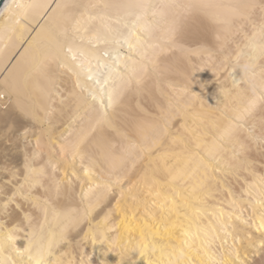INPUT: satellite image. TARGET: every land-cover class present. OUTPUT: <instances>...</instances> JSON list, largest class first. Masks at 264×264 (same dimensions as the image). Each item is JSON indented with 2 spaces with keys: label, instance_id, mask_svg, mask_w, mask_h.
Masks as SVG:
<instances>
[{
  "label": "bare ground",
  "instance_id": "bare-ground-1",
  "mask_svg": "<svg viewBox=\"0 0 264 264\" xmlns=\"http://www.w3.org/2000/svg\"><path fill=\"white\" fill-rule=\"evenodd\" d=\"M0 264H264V0H3Z\"/></svg>",
  "mask_w": 264,
  "mask_h": 264
},
{
  "label": "rangeland",
  "instance_id": "rangeland-1",
  "mask_svg": "<svg viewBox=\"0 0 264 264\" xmlns=\"http://www.w3.org/2000/svg\"><path fill=\"white\" fill-rule=\"evenodd\" d=\"M223 183H224V182H223ZM225 187H228V186H224L223 188H225ZM226 189H227V188H226ZM227 190H228V189H227ZM222 192H224V191H222ZM225 192H227V191H225ZM225 192H224V194H225ZM226 195H227V194H225V196H223V195H220V196H222V199H223V198L226 197ZM218 196H219V195H218ZM222 199H219L218 203L216 202L217 205H219V204H220L219 206H222V205H223V203L225 202V200H224V199L222 200ZM222 201H223V203L221 204ZM210 205H211V206H210ZM212 205H215V203H209V204H208V207H209V206L212 207ZM217 205H215V206H217ZM223 206H226V205L224 204ZM220 240H223V239H220ZM218 242H219V240H218V239H215V242H214V243L216 244V243H218ZM222 242H223V246H224V247L227 246V245H226V242H224V241H222ZM216 245H217V246H216ZM216 245L213 244V246H214V247L216 246L217 249H218V248H220L219 245L221 246L222 244L219 242V243L216 244Z\"/></svg>",
  "mask_w": 264,
  "mask_h": 264
},
{
  "label": "water",
  "instance_id": "water-1",
  "mask_svg": "<svg viewBox=\"0 0 264 264\" xmlns=\"http://www.w3.org/2000/svg\"><path fill=\"white\" fill-rule=\"evenodd\" d=\"M3 0H0V5L2 4Z\"/></svg>",
  "mask_w": 264,
  "mask_h": 264
}]
</instances>
